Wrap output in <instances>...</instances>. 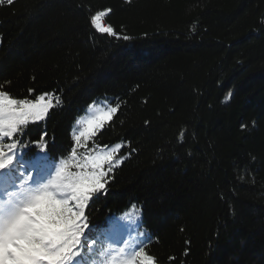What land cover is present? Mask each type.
I'll use <instances>...</instances> for the list:
<instances>
[{
  "label": "trees",
  "instance_id": "16d2710c",
  "mask_svg": "<svg viewBox=\"0 0 264 264\" xmlns=\"http://www.w3.org/2000/svg\"><path fill=\"white\" fill-rule=\"evenodd\" d=\"M105 9L128 40L91 25ZM0 91L52 101L17 134L0 203L121 145L86 210L96 243L70 264H120L140 243L157 264H264V0H2ZM100 104L119 110L76 144Z\"/></svg>",
  "mask_w": 264,
  "mask_h": 264
},
{
  "label": "snow or ice",
  "instance_id": "6c2138e0",
  "mask_svg": "<svg viewBox=\"0 0 264 264\" xmlns=\"http://www.w3.org/2000/svg\"><path fill=\"white\" fill-rule=\"evenodd\" d=\"M8 2L11 4L13 0ZM110 12L111 9L95 12L90 18L91 25L101 34L128 40L130 37H119L113 26L105 25L104 18ZM49 95L44 93L32 100L16 99L0 91V173L6 174L17 162L14 150L20 142L17 134L22 126L46 117L52 105V101L46 99ZM118 110L119 106L112 107L88 119L83 131L74 138L75 143L80 145L84 140H92ZM46 136V132L42 133L33 144L39 146ZM83 146L88 147L87 144ZM120 147L116 144L111 151L85 155L82 162L69 164L64 161L55 166L54 174L46 183L29 176L32 187L21 185L22 191L15 201L0 203V264H70L80 256L82 244L94 245L96 242L85 235L88 229L86 210L93 195L105 189L106 178L113 170L115 153ZM45 152L46 147L40 148L36 155L39 159L35 157L30 162L36 173L37 169L52 163ZM71 152L75 157V148ZM122 243L124 247L118 251L124 254L128 241ZM120 264H157V261L140 243L129 254L122 255Z\"/></svg>",
  "mask_w": 264,
  "mask_h": 264
},
{
  "label": "rangeland",
  "instance_id": "374dc122",
  "mask_svg": "<svg viewBox=\"0 0 264 264\" xmlns=\"http://www.w3.org/2000/svg\"><path fill=\"white\" fill-rule=\"evenodd\" d=\"M110 108H108V105L106 104H100V105H93L90 107L89 109V116L85 117L83 119L80 120V125L82 126V128L84 129L85 127V122L90 119L93 116L98 115L101 112H104L106 110H109ZM112 150V149H111ZM109 150V151H111ZM116 163L114 162L113 165H115Z\"/></svg>",
  "mask_w": 264,
  "mask_h": 264
},
{
  "label": "built area",
  "instance_id": "2783aa9c",
  "mask_svg": "<svg viewBox=\"0 0 264 264\" xmlns=\"http://www.w3.org/2000/svg\"><path fill=\"white\" fill-rule=\"evenodd\" d=\"M104 23H105V21H104ZM105 25L107 26V24L105 23Z\"/></svg>",
  "mask_w": 264,
  "mask_h": 264
}]
</instances>
